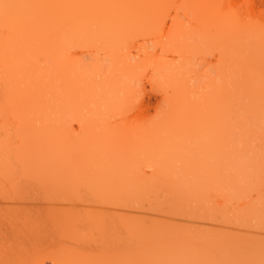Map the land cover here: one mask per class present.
Listing matches in <instances>:
<instances>
[{
  "label": "bare ground",
  "instance_id": "obj_1",
  "mask_svg": "<svg viewBox=\"0 0 264 264\" xmlns=\"http://www.w3.org/2000/svg\"><path fill=\"white\" fill-rule=\"evenodd\" d=\"M167 1L0 0V123L6 134L2 143L21 162L26 182L58 186L76 196V187L85 185L90 187L92 202H101L116 211L145 209L165 213L172 209L203 219L207 218L203 214L213 209L209 203L216 198L228 199L231 192L247 194V154L227 140L225 170L219 171L211 158L223 108L227 128L233 124L245 130L250 121L261 134L264 132V0L234 3L241 8L233 3L231 7L227 0L195 3L199 12L196 36L203 43L219 45L233 73L232 88L227 94L194 98L185 81L190 76L186 73L175 86L176 113L170 121L149 131L132 130L120 138L107 130L96 135L85 128V150L72 137V126L64 123L68 117L75 118L80 126L88 121L95 123L103 111L117 109L119 73L130 75L134 68L127 57L136 47L135 30L144 29L146 35L153 36L165 58L170 53L183 56L186 46L196 48V44L184 40L180 22H176L171 34L165 30L167 25L158 13ZM225 5L230 9L225 10ZM81 46L99 49L111 58L113 67L106 80L93 78L88 84H80L81 61L70 50ZM145 55L150 59L157 56L154 52ZM164 63L171 68L169 60ZM179 73L183 75L179 68L173 69L171 76ZM131 92L130 86H124L126 101H131ZM127 156L133 162L125 161ZM146 166L151 168L149 172ZM213 167L217 171H211ZM226 212L229 211L223 210ZM246 212L248 216L254 214L253 210ZM234 232L226 233L232 238L226 234L223 238L207 235L208 241L215 238L213 246L219 260L215 254L203 253L204 248L197 251L191 247L197 243L195 239L207 237L206 233L185 231L180 235L179 250H169L160 264H218L223 260L221 264H237L239 260L240 264H258V260L264 264L258 256L264 243L261 247L251 239H247L250 243L244 242L245 236L237 239ZM202 242L201 246L206 240Z\"/></svg>",
  "mask_w": 264,
  "mask_h": 264
},
{
  "label": "rangeland",
  "instance_id": "obj_2",
  "mask_svg": "<svg viewBox=\"0 0 264 264\" xmlns=\"http://www.w3.org/2000/svg\"><path fill=\"white\" fill-rule=\"evenodd\" d=\"M196 1L169 0L162 4L158 13L159 19H162L165 26L167 25L165 30H169V34L173 32L176 22H180L182 34L185 35L184 40L189 44H196L197 49L186 46L187 50L183 51V56L170 53L168 58H165L160 51V43L153 36L146 35L148 32L145 34L144 29L133 32V36L137 37L133 39L136 47L131 48L129 54L126 46L122 49L127 51L128 57H126L133 62L134 68L133 71L131 70L132 73L128 74L129 76L119 73V106L116 107L117 109L113 108L117 113L107 109L105 113L103 111L101 118L97 115L98 119L95 123L88 121L82 126L73 117H68L64 122L68 127L69 124L72 126L70 127L74 130H71V135L76 138V141L78 140L82 149L85 150L83 148L85 145L83 141L86 138L85 128H88L90 132L93 130L96 135L107 130L108 133L119 135L120 138L132 130L149 131L170 121L176 113L175 86L181 81L182 76H186V73L190 76H186L185 81L192 90L194 98L211 97L214 93L225 95L230 91L233 73L219 52H222V49L220 50L219 45L213 43H203L196 36L195 31L198 29L195 24L198 23L195 19L197 20L199 14L196 10ZM227 1L229 3H226L231 4V7H234L232 3L235 5L246 2V0L244 3L243 0ZM228 5H225L227 8L222 7V9H230ZM238 7L241 8L242 5L236 8ZM90 48L81 46L70 50L73 51L74 58L77 59L78 56L81 61L79 63L83 69L81 85L90 83L93 78L99 82L106 80L111 75L113 67V62L106 53L99 49L97 51L91 46ZM146 52H154L157 56L153 57L154 59L146 58ZM167 60L171 62L170 69L168 64L164 63ZM177 68L182 70L183 75L179 73L171 76V71L173 69L176 71ZM109 83H112L110 79ZM120 86H123L122 90ZM124 86H130L133 90L130 96L131 101H126ZM220 113L223 117L215 137V154L213 153L211 162L219 167V171H224L228 159L224 147L227 140H231L235 146L241 148V151L247 154L244 172L245 179L250 182L247 189V194L250 193V195L243 196L231 192L228 199L216 198L209 203L213 209H208L207 214L202 213L207 217L205 219L195 214L177 213L172 209L165 213L145 209L116 211L107 208L108 206L101 202H92L90 187L85 185L76 187L74 192L78 194L76 196L58 186L43 187L31 182L29 184L25 181V177L23 178L21 162L11 155L12 150L10 153L7 146L2 143L6 134L0 123V264H68V262L72 264H160L169 250L170 253L179 250L181 233L194 230H201L204 234L206 233V236L211 235L215 238L235 231L234 235H238L237 239L245 236L244 242L254 243L255 241L262 247L261 244L264 243V132L261 134V130L254 128L250 121L245 130H240L233 124L232 127L227 128L224 108ZM89 118L92 117L89 116ZM125 161L133 162L131 156H127ZM150 169L149 166L145 167L147 172ZM211 171H217V169L213 167ZM187 176L192 175L187 174ZM27 181L30 180L27 179ZM222 209L229 212L224 214ZM246 210H253L254 214L248 216ZM209 236L201 240L195 239V242L199 243L198 246L202 248L197 247V243L191 247L193 249L195 247L194 250L197 251L204 248L203 253L210 252L215 254V258H219V253L215 252L216 247L213 246L215 238L210 237L211 241H208L206 238ZM229 237L232 238L230 235ZM202 241L205 242L203 246L200 244ZM210 246L215 248L211 247V250ZM229 252L230 255L233 253ZM263 252L258 255L262 259H264ZM259 261L262 260L258 262L256 260L258 264H260ZM239 262L237 264H240Z\"/></svg>",
  "mask_w": 264,
  "mask_h": 264
}]
</instances>
